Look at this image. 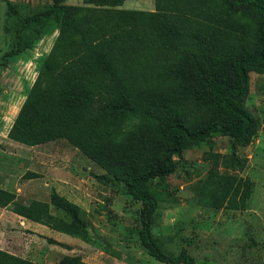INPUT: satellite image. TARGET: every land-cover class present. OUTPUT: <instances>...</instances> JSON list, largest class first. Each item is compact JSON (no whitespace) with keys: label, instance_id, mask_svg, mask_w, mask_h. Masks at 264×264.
Returning a JSON list of instances; mask_svg holds the SVG:
<instances>
[{"label":"trees","instance_id":"1","mask_svg":"<svg viewBox=\"0 0 264 264\" xmlns=\"http://www.w3.org/2000/svg\"><path fill=\"white\" fill-rule=\"evenodd\" d=\"M52 0L46 10L23 20L57 15L67 17L13 118L7 138L27 146L65 140L87 159L105 168L141 206L140 245L164 264H194L189 254L169 255L159 249L150 233L151 215L157 206L145 185L174 169L172 156L182 140L198 142L210 133H221L240 146L249 143L255 124L243 105L247 91L246 68L264 69V51L238 44L222 56L218 68L201 69L197 75L212 105L229 120H209L193 126L192 90L185 79L193 76V63L206 51L221 50L229 21L220 0H155V10L113 8L123 0H89L106 5L93 14L70 17L74 6ZM249 9L264 27V0H228ZM60 10L59 12H57ZM25 25V26H24ZM210 61V60H209ZM212 61H210L211 63ZM157 84L159 90L153 88ZM138 116L158 122L160 130L147 131L133 141L125 136L127 120ZM210 166L229 173L209 172L197 188V199L214 208L242 209L251 192V181L235 174L246 157L234 152L202 154ZM129 165V166H127ZM127 166V167H126ZM231 171V172H230ZM26 178L37 177L33 171ZM0 207L33 222L55 228L57 212L74 223L65 233L84 238L82 210L54 189L46 201L27 203L0 188ZM0 264H39L0 249ZM56 264H87L64 256Z\"/></svg>","mask_w":264,"mask_h":264},{"label":"rangeland","instance_id":"2","mask_svg":"<svg viewBox=\"0 0 264 264\" xmlns=\"http://www.w3.org/2000/svg\"><path fill=\"white\" fill-rule=\"evenodd\" d=\"M220 2L229 18L223 27L228 33L226 43L221 50L201 47L199 50L206 52L196 59V65L193 63V76L185 79L192 90L193 126L209 120H229L226 113L210 103L197 75V65L201 69L218 68L222 56L238 44L264 51V27L255 15L228 0ZM51 3L52 0H0V148L21 156L6 157L8 154L0 151L5 154L0 157V176L7 175L4 180L0 178V186L25 203L31 199L46 201L54 189L82 210L84 226L80 232L85 237L65 233L64 228L74 222L54 212L59 230L32 223L4 228L0 223L2 249L39 264H56L64 256L78 257L87 264H164L139 243L140 202L105 168L62 139L34 146L15 141L7 145L6 131L38 71L45 66V56L59 30L68 25L67 17L58 10L59 14L30 21L23 28L24 18L48 9ZM61 4L76 7L70 10L68 21L81 13L93 14L109 7L95 6L89 0H63ZM113 8L153 11L155 0H123ZM246 73L243 105L255 124L249 143L240 146L216 132L198 142L182 140L179 152L172 156L173 171L145 185L157 200L149 228L155 243L172 256L189 254L194 264H264V69L247 67ZM153 90H159L157 84ZM152 130H160L157 121L151 124L148 119L131 116L124 133L135 141ZM207 151L246 157L245 166L234 171L252 183L242 209L214 208L198 201L196 191L207 173H229L203 160L202 154ZM27 170L38 176L26 178Z\"/></svg>","mask_w":264,"mask_h":264},{"label":"crops","instance_id":"3","mask_svg":"<svg viewBox=\"0 0 264 264\" xmlns=\"http://www.w3.org/2000/svg\"><path fill=\"white\" fill-rule=\"evenodd\" d=\"M6 133H7V131H6ZM7 137V136H6ZM12 141L13 140H11V139H7V145H11V143H12ZM42 144H44V143H42ZM18 145H21V143L20 144H18ZM39 145V144H38ZM27 146V145H26ZM0 151L1 152H6L8 155H6V157H11V156H13V157H21V156H18L17 154H15V153H12L11 151H9V150H7V149H5V148H0ZM5 154H2V153H0V157H2V156H4ZM28 171H31V170H28ZM4 177H7V175H5L4 176V174L2 175L1 174V176H0V178L2 179V180H4ZM30 179V178H29ZM0 188H3V186H0ZM4 189H6V188H4ZM0 223H2L3 225H4V228L7 226V225H9V226H12V227H14V226H17L18 225V223H21V224H25V223H32V224H38V225H42V224H39V223H36V222H33V221H31V220H28V219H26V218H24V217H21V216H19V215H17V214H15V213H13V212H11V211H9V210H7V209H5V208H3V207H0ZM5 230V229H4ZM11 232H14V230H11ZM3 245L4 244H0V249H2L3 248ZM2 250H4V249H2ZM5 251H7V250H5ZM7 252H9V251H7ZM10 253V252H9ZM13 254V253H12Z\"/></svg>","mask_w":264,"mask_h":264}]
</instances>
